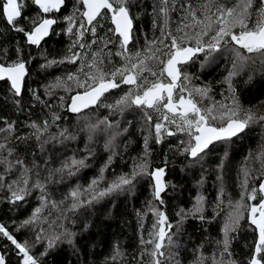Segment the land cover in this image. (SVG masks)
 I'll list each match as a JSON object with an SVG mask.
<instances>
[{"label": "snow or ice", "instance_id": "1", "mask_svg": "<svg viewBox=\"0 0 264 264\" xmlns=\"http://www.w3.org/2000/svg\"><path fill=\"white\" fill-rule=\"evenodd\" d=\"M0 22V264H264V0Z\"/></svg>", "mask_w": 264, "mask_h": 264}, {"label": "trees", "instance_id": "2", "mask_svg": "<svg viewBox=\"0 0 264 264\" xmlns=\"http://www.w3.org/2000/svg\"><path fill=\"white\" fill-rule=\"evenodd\" d=\"M0 26H2V22H0ZM145 27H147V21H145ZM219 98V97H217ZM258 103V101H257ZM259 141V136L258 135H253L248 141L243 142L242 145H238L236 148V157L234 159V165L235 167H239L241 162L244 160L247 152L249 150H252L253 148H255L257 146V143ZM88 170H86L87 172ZM90 178V177H89ZM0 215H3V213H0ZM213 234H215V226H213ZM125 235H128V233L126 232ZM65 256H67V252H65Z\"/></svg>", "mask_w": 264, "mask_h": 264}]
</instances>
